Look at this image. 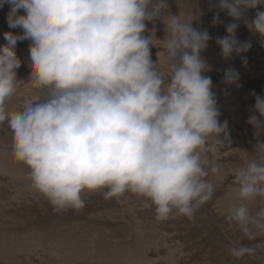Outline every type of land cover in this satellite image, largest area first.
<instances>
[{
	"label": "clouds",
	"instance_id": "clouds-1",
	"mask_svg": "<svg viewBox=\"0 0 264 264\" xmlns=\"http://www.w3.org/2000/svg\"><path fill=\"white\" fill-rule=\"evenodd\" d=\"M5 4L8 27L21 34L4 33L0 47V124L7 122L11 154L28 167L31 186L58 212L80 210L84 193L107 189L106 198L127 192L143 198L159 220L173 213L192 218L215 191L207 177L219 164L207 155L216 152L209 138L230 145L206 75L212 69L201 55L209 33L180 15H164V0H0V8ZM214 7L264 41V0H218ZM156 20L167 39L154 62L151 48L160 40L147 24ZM236 22L216 38L224 59L251 48L236 39ZM18 41H29V82L37 93L10 107L24 84L17 79ZM239 79L234 68L223 73L225 85L238 88ZM252 95L250 111L258 115L247 123L257 159L235 170L236 202L226 215L240 233L230 249L235 259L264 252V241L239 242L264 237V206L250 207L264 200V95Z\"/></svg>",
	"mask_w": 264,
	"mask_h": 264
},
{
	"label": "rangeland",
	"instance_id": "rangeland-1",
	"mask_svg": "<svg viewBox=\"0 0 264 264\" xmlns=\"http://www.w3.org/2000/svg\"><path fill=\"white\" fill-rule=\"evenodd\" d=\"M164 2L168 6L164 15L192 20L193 28L206 30L211 37L201 55L212 69L206 75L212 79L221 113L219 122L227 121L230 141V145L214 138L208 141L216 152L215 157L207 155L219 164V172L207 177L215 186L212 198L196 208L192 218L173 213L167 220H159L143 198L130 192L106 198L107 189H102L84 193L82 209L58 212L31 186L28 167L11 154L12 132L5 122L0 124V264H264V252L242 259L230 255L240 233L226 221L230 206L236 202L233 174L257 159L253 151L255 130L247 121L250 114H256L250 111L255 105L252 93L264 95V41L242 22L219 12L214 7L218 0ZM9 10L7 4L0 8V47L7 43L4 33L21 34V29L8 27ZM217 12L220 23L213 25ZM253 15V11L248 12L250 18ZM234 22L239 23L236 39L249 42L251 48L224 59L216 38L224 37L226 25ZM147 28L160 40H154L156 47L151 48L155 62L163 52L161 41L167 39L165 25L156 20ZM28 49L29 41H18L14 49L22 61L16 70L17 79L24 84L19 86L10 107H19L24 98L37 93V86L29 82ZM158 68L167 72L162 60H158ZM228 68L239 73L240 87L223 83ZM259 140L264 143V132ZM261 206L264 200L259 198L250 205L253 212ZM262 241L264 237L239 242L252 246Z\"/></svg>",
	"mask_w": 264,
	"mask_h": 264
}]
</instances>
